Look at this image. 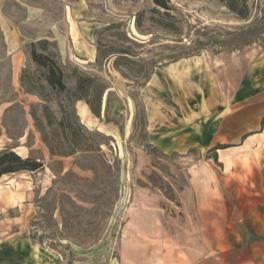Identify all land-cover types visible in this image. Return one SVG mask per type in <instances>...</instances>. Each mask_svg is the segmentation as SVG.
Here are the masks:
<instances>
[{"label": "rangeland", "instance_id": "obj_1", "mask_svg": "<svg viewBox=\"0 0 264 264\" xmlns=\"http://www.w3.org/2000/svg\"><path fill=\"white\" fill-rule=\"evenodd\" d=\"M163 1L0 0V155L42 166L1 176L0 219L17 217L50 264H224L210 229L254 186L241 156L264 89L254 61L231 68L234 84L220 58L264 54V0ZM218 149L240 157L230 168Z\"/></svg>", "mask_w": 264, "mask_h": 264}, {"label": "crops", "instance_id": "obj_2", "mask_svg": "<svg viewBox=\"0 0 264 264\" xmlns=\"http://www.w3.org/2000/svg\"><path fill=\"white\" fill-rule=\"evenodd\" d=\"M262 49V47L260 48ZM259 48L250 52H237V55L226 54L220 58L222 66L219 69L230 71L231 68H241L244 63L250 61L255 62L254 76L257 79L260 78L262 82L261 87L264 89V54L259 55ZM235 57V62L231 57ZM239 71V69H238ZM227 73V72H226ZM230 73V74H229ZM227 75L228 81L232 83H238L236 73L234 74L231 70ZM17 76V72L15 78ZM251 79L248 78V80ZM245 81L241 91L245 94L248 90L253 89V85H250ZM242 83V82H241ZM240 83V84H241ZM256 86L260 84L255 83ZM257 90V89H256ZM253 95H249V106L251 105V111L253 116L258 119L253 123L254 128L260 127L258 132L250 131L243 137V145L251 144L252 153L243 154L241 161L245 164L249 159L253 158L255 168L253 170V187H245L244 193L241 191L242 186L238 185L237 188L240 191V200L235 204V207L239 210L238 218L231 221V217L227 216L224 212L222 220V234H217V228L210 229V234L213 236L211 245L212 259L221 258L224 264H264V169L262 168V161L264 159V91H254ZM242 94V96L244 95ZM247 96V95H245ZM245 111L239 113L243 115ZM247 113V111H246ZM218 128H230L233 126L231 120L226 115L223 116L222 120H219ZM26 142H19L21 146ZM241 146L240 148H242ZM218 157H223L224 165L229 162V166L232 162L239 159L240 154L230 155L225 150L218 149ZM22 159H30V152L22 156L15 152ZM45 153H48L45 148ZM229 155V158H228ZM231 156V157H230ZM38 161V160H37ZM208 161H210L208 159ZM236 163V162H235ZM230 166V168L232 167ZM229 168V169H230ZM225 167V171H229ZM21 172V171H20ZM11 173L12 175L18 174ZM34 173V172H31ZM2 181L8 179L1 178ZM212 179L210 170L208 168H196L191 174L190 180L198 184H203L204 188H207L208 183ZM225 202H223V208H225ZM229 208V207H228ZM1 212V211H0ZM2 213V212H1ZM17 217H8L0 219V264H50L44 261L37 250L32 247L30 239L28 238L27 232L18 223H15ZM216 220V219H215ZM217 221H221L217 219ZM229 222V223H228Z\"/></svg>", "mask_w": 264, "mask_h": 264}, {"label": "trees", "instance_id": "obj_3", "mask_svg": "<svg viewBox=\"0 0 264 264\" xmlns=\"http://www.w3.org/2000/svg\"><path fill=\"white\" fill-rule=\"evenodd\" d=\"M153 1L156 5L160 7H165L163 0H153ZM33 59L37 64L45 66L41 62L40 56L33 54ZM46 81L48 85L51 86L52 88H56L61 91L65 90V85L62 82V74L60 70L56 67L48 68V76L46 78ZM92 111L96 116H99L93 109ZM50 153L53 155L51 151ZM41 167H42L41 164L37 162L36 160L22 159L14 152H8V153L0 155V177L7 173L11 174V173H17L20 171L36 172Z\"/></svg>", "mask_w": 264, "mask_h": 264}]
</instances>
